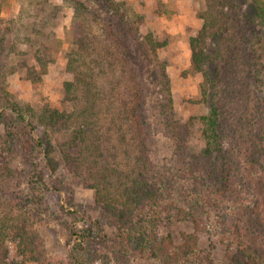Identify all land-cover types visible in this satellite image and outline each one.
<instances>
[{
    "label": "trees",
    "instance_id": "obj_1",
    "mask_svg": "<svg viewBox=\"0 0 264 264\" xmlns=\"http://www.w3.org/2000/svg\"><path fill=\"white\" fill-rule=\"evenodd\" d=\"M71 1L78 27L75 46L67 53V66L74 73V80L66 85L68 98L74 104L71 112L55 111L35 124L27 118L31 109H24L1 86L6 73L3 64L9 53L4 49L5 36L0 37L2 108L15 113L32 131L45 120L44 127L66 131L61 142L53 144L50 139L49 146H44L40 140L45 161L38 175L40 182L46 184V177L58 170L59 162L54 155L60 154L77 178L95 191V201L111 216L118 237L134 253L147 249L177 261L187 257L193 243L184 242L177 250L171 237L163 238L158 231L172 217L173 208L193 218L196 208L189 206V211H184L179 206L170 194L172 189L166 180L169 172H160L150 157V125L143 109L144 85L148 81L155 91L154 105L167 133L180 143L176 155L183 161L181 168L185 173L190 171V176L204 189L201 199L205 204L222 200L237 204V211L231 213L237 216L229 214L220 223H225L221 225V236L228 244L229 259L238 264H264V251L258 254L256 249L261 244L250 236V223L242 218L247 205L242 188L247 157L254 163L252 171L264 173V0H206V8L199 13L203 24L189 43L192 69L203 76L200 100L209 109L199 117L205 141L200 154L187 150L188 129L172 118L170 78L165 61L158 55L162 43L151 32L141 34L142 16L130 14L124 3L117 0H96L104 14L82 0ZM34 57L42 73H46L49 54L42 52ZM106 82L110 84L107 90ZM114 134L118 136L119 147H115V154L109 155L106 152ZM122 148V157H128L124 163L117 158ZM3 153L0 264H19L7 240L17 241L19 250L25 254L33 251V233L23 215L21 176L12 166L15 154L9 149ZM96 227L73 229V247L83 253L87 243L99 241ZM165 241H169L167 249L161 252Z\"/></svg>",
    "mask_w": 264,
    "mask_h": 264
},
{
    "label": "rangeland",
    "instance_id": "obj_2",
    "mask_svg": "<svg viewBox=\"0 0 264 264\" xmlns=\"http://www.w3.org/2000/svg\"><path fill=\"white\" fill-rule=\"evenodd\" d=\"M82 1L104 14L99 1ZM117 1L123 2L130 14L142 16V35L151 32L162 43L158 55L165 61L170 78L172 118L188 129L187 150L200 154L205 141L199 117L207 114L209 109L200 100L203 76L192 69L189 40L202 27L203 19L199 13L206 8V0ZM0 18V37L5 36L4 49L9 53L5 64L1 63L6 69L1 86L21 102L24 109H31L27 118L34 124L55 111L71 112L74 104L68 98L66 85L74 80V73L67 66V53L75 46L74 37L78 31L74 23L73 1L0 0ZM43 22L45 26H42ZM42 52L49 54L51 59L46 73H42L34 57V54ZM104 86L107 90L110 84L106 82ZM143 94L144 115L151 133L148 141L150 157L160 172H169L166 180L172 189L170 194L177 199L179 206L184 211H189V206L196 208V218L188 213L183 216L180 209L173 208L172 217L158 231L163 238L171 237L177 250L184 242L193 243L194 248L191 247L189 255L177 261L163 253L147 252V249L143 253H134L118 237V228L111 216L95 201V191L77 178L58 153L54 156L60 167L46 177V184L40 182L38 175L45 164L40 140L44 146H49L50 139L53 144L59 142L57 140L61 142L66 131L44 127L46 120L38 123V129L32 131L15 113L2 108L4 101L1 98L0 158L8 149L15 154L12 166L21 176L19 190L25 205L23 215L33 233V251L25 254L19 250L17 241L7 240L19 264H238L229 259L228 244L221 236L223 230L220 225L229 214L234 218L237 216L231 214L237 211V204L233 200L205 204L201 199L204 189L200 188L195 177L190 176L189 170L185 173L181 168L183 161L176 155L180 143L167 133L162 123L154 105L152 83L145 82ZM43 128L46 130L42 131ZM111 139L106 152L109 155L115 154L116 144L119 145L117 134ZM123 152V148L120 149L117 157L121 158V163L128 159L122 157ZM245 161L248 168L243 170L242 188H245L247 205L242 218L250 223V236L261 244V247L256 244L259 246L256 247L258 254H261L264 251V173L252 171L250 167L254 163L248 157ZM92 226H97L95 230H98L100 239L87 243L82 253L73 247L72 230ZM166 242L169 241L163 243L161 252L167 249Z\"/></svg>",
    "mask_w": 264,
    "mask_h": 264
}]
</instances>
